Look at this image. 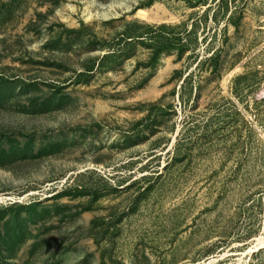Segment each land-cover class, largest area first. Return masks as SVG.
<instances>
[{
	"label": "rangeland",
	"instance_id": "374dc122",
	"mask_svg": "<svg viewBox=\"0 0 264 264\" xmlns=\"http://www.w3.org/2000/svg\"><path fill=\"white\" fill-rule=\"evenodd\" d=\"M0 264H264V0H0Z\"/></svg>",
	"mask_w": 264,
	"mask_h": 264
}]
</instances>
